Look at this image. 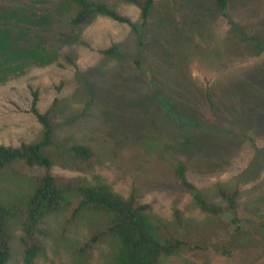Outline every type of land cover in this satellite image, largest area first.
Wrapping results in <instances>:
<instances>
[{"label":"rangeland","instance_id":"374dc122","mask_svg":"<svg viewBox=\"0 0 264 264\" xmlns=\"http://www.w3.org/2000/svg\"><path fill=\"white\" fill-rule=\"evenodd\" d=\"M100 1L140 25L135 7ZM71 13L70 0H0V145L41 138L30 113L37 92V109L50 113L57 145L94 153L91 162L74 163L53 149L51 173L59 182L81 178L134 195L150 206L165 236L176 237L177 212L185 222L204 220L176 178L182 164L188 181L212 199L219 187L238 190L246 227L261 225L264 0H228L226 15L216 12L214 0H155L147 26L136 31L105 18L73 28ZM113 45L120 56L102 54ZM24 51L31 54L19 55ZM207 164L221 169L210 172ZM98 223L70 212L50 217L35 264H103L106 245L81 253ZM20 236L14 227L10 264H23ZM258 254L229 259L187 249L165 264H264Z\"/></svg>","mask_w":264,"mask_h":264},{"label":"trees","instance_id":"16d2710c","mask_svg":"<svg viewBox=\"0 0 264 264\" xmlns=\"http://www.w3.org/2000/svg\"><path fill=\"white\" fill-rule=\"evenodd\" d=\"M140 12L137 27L113 6L100 0H70V25L80 28L98 18L126 25L133 30L146 27L155 0H118ZM216 12L226 15L228 0H214ZM260 54V49L255 46ZM30 51L19 55H30ZM108 57L119 55L117 45L102 51ZM69 63L72 60L68 57ZM30 113L42 128L41 138L19 147L0 145V264L12 261L13 229L19 227L23 264H35L44 253L49 238L46 221L59 213L70 212L74 219L96 216L98 225L84 242L81 253H91L101 245L109 248L103 264H165L168 257L184 250H210L232 259L236 254L248 257L264 253V222L247 228L240 216L239 191L219 187L214 199L204 195L187 179L186 167L178 165L175 175L182 187L191 194L194 205L204 220L185 222L176 213L179 235L165 236L163 225L155 224L150 206L139 204L134 195L128 198L104 184H90L85 179L59 182L51 173L54 165L51 151L61 150L74 163H89L94 158L91 148L83 145L60 147L56 143V127L49 112L37 109L38 93H32ZM20 165L43 174L24 177L14 170ZM210 172L221 169L207 164ZM261 227V231L259 230ZM260 231V232H259ZM258 254V255H259Z\"/></svg>","mask_w":264,"mask_h":264}]
</instances>
